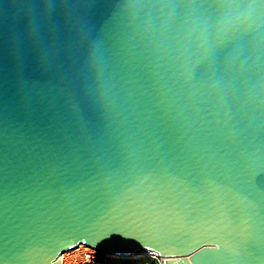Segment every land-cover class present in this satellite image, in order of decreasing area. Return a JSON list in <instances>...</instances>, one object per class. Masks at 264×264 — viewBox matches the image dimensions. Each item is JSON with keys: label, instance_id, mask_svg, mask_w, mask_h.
Instances as JSON below:
<instances>
[{"label": "water", "instance_id": "water-1", "mask_svg": "<svg viewBox=\"0 0 264 264\" xmlns=\"http://www.w3.org/2000/svg\"><path fill=\"white\" fill-rule=\"evenodd\" d=\"M45 2L56 10L42 18ZM118 2L0 0V173L40 186L0 217V260L62 264L68 250L49 259L50 237L82 213L50 184L73 176L103 200L95 219L172 264H261L264 96L244 80L213 96L178 89L130 38Z\"/></svg>", "mask_w": 264, "mask_h": 264}, {"label": "clouds", "instance_id": "clouds-1", "mask_svg": "<svg viewBox=\"0 0 264 264\" xmlns=\"http://www.w3.org/2000/svg\"><path fill=\"white\" fill-rule=\"evenodd\" d=\"M115 14L178 89L213 96L244 80L264 96V0H119Z\"/></svg>", "mask_w": 264, "mask_h": 264}, {"label": "snow or ice", "instance_id": "snow-or-ice-1", "mask_svg": "<svg viewBox=\"0 0 264 264\" xmlns=\"http://www.w3.org/2000/svg\"><path fill=\"white\" fill-rule=\"evenodd\" d=\"M39 190L38 180L33 174L16 170L8 174L0 173V217L7 216L18 198ZM50 191L56 198L67 199L77 204L81 209L82 220L77 225L62 226V233L57 232L50 237V245L46 252L49 259L65 249L72 251L80 246H86L88 249L96 250L104 246V258L97 261L95 252H93L84 264H145L144 261L134 258V253L128 247L132 243L138 245L147 254L150 264H172L167 259H159L161 253L156 250V247L145 245L135 236L126 235L120 228L106 221L95 219L104 212V202L94 189L79 184L75 177L66 176L61 181L50 184ZM149 191L159 194L162 190L153 188ZM172 191L179 192L180 190L173 189ZM192 191L199 199L205 198V194L199 189L194 188ZM101 202L102 207L98 210ZM216 205L219 225L227 224L229 212L219 192L216 193ZM0 229L5 232L3 239L7 240V226L0 224ZM233 259L241 258L234 256ZM0 264H4V261L0 260ZM261 264H264V260H261Z\"/></svg>", "mask_w": 264, "mask_h": 264}, {"label": "built area", "instance_id": "built-area-1", "mask_svg": "<svg viewBox=\"0 0 264 264\" xmlns=\"http://www.w3.org/2000/svg\"><path fill=\"white\" fill-rule=\"evenodd\" d=\"M93 252H95L97 261L102 259L103 252L98 250L88 249L86 248V246H80L79 248L72 251L69 250L65 251L59 256V259L62 262V264H84L88 256L91 255ZM134 258L137 260L144 261L145 264H150V258L147 256L146 253L143 252V250L138 251L134 255ZM159 259L169 260L170 258L160 255Z\"/></svg>", "mask_w": 264, "mask_h": 264}, {"label": "trees", "instance_id": "trees-1", "mask_svg": "<svg viewBox=\"0 0 264 264\" xmlns=\"http://www.w3.org/2000/svg\"><path fill=\"white\" fill-rule=\"evenodd\" d=\"M102 258H104V257H102Z\"/></svg>", "mask_w": 264, "mask_h": 264}]
</instances>
